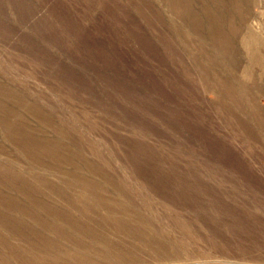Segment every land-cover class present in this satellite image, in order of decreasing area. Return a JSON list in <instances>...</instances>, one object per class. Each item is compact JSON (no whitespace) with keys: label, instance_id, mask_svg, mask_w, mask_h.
Wrapping results in <instances>:
<instances>
[{"label":"rangeland","instance_id":"obj_1","mask_svg":"<svg viewBox=\"0 0 264 264\" xmlns=\"http://www.w3.org/2000/svg\"><path fill=\"white\" fill-rule=\"evenodd\" d=\"M213 1L0 0V86L19 99L8 107L33 146L57 140L92 168L153 244H119L118 264H264V0ZM238 5L262 67L238 20L223 25L229 53L214 49L206 8ZM4 132L0 163L32 169L38 157Z\"/></svg>","mask_w":264,"mask_h":264},{"label":"bare ground","instance_id":"obj_2","mask_svg":"<svg viewBox=\"0 0 264 264\" xmlns=\"http://www.w3.org/2000/svg\"><path fill=\"white\" fill-rule=\"evenodd\" d=\"M235 10V13L228 11L224 14L221 9L206 8L214 49L219 53H229L228 45L221 37L225 28L223 25L238 20L241 25L237 33L241 45L249 54V61L262 67L261 57L257 54V48L260 50L261 47L255 46L257 42L254 44L258 38L243 32L253 17L245 15L240 5ZM251 31L248 28V32ZM18 102L17 95L0 86V115L3 117V113H7L4 118L0 116V127L4 128L7 138L22 150L23 155L42 158L46 152L57 164H45L43 159L41 162L37 158V161H32V169L25 171L18 170L14 163H0V264H46L59 259L64 264H73L65 257L75 260L74 264H118L117 261H123L118 254L119 244L124 243L126 247L127 243L130 247L131 244L126 241L136 239L145 244L144 248H153L151 242H145V233L137 235L136 228L126 227L125 219L130 216L114 212L113 203L109 200L112 195L109 189L93 179L96 176L92 168L79 165L73 154H59L56 139L51 144L35 141L33 146L31 137L22 128L16 113L18 109L15 111L16 108L8 107ZM96 208H100L101 214H95ZM109 231L122 240L107 238L111 235L107 234ZM108 251L110 256L114 253L115 260L109 258Z\"/></svg>","mask_w":264,"mask_h":264}]
</instances>
